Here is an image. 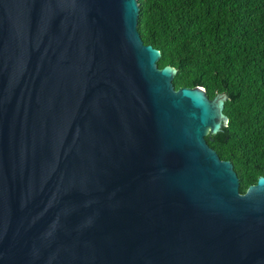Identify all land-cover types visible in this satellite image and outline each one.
Here are the masks:
<instances>
[{"label":"water","instance_id":"95a60500","mask_svg":"<svg viewBox=\"0 0 264 264\" xmlns=\"http://www.w3.org/2000/svg\"><path fill=\"white\" fill-rule=\"evenodd\" d=\"M139 17L0 0V264H264V176L206 139L228 94L176 89Z\"/></svg>","mask_w":264,"mask_h":264},{"label":"trees","instance_id":"16d2710c","mask_svg":"<svg viewBox=\"0 0 264 264\" xmlns=\"http://www.w3.org/2000/svg\"><path fill=\"white\" fill-rule=\"evenodd\" d=\"M139 31L178 72L176 89L227 93L222 131L206 137L245 193L264 176V0H139Z\"/></svg>","mask_w":264,"mask_h":264}]
</instances>
